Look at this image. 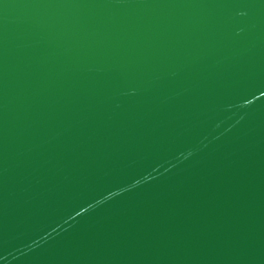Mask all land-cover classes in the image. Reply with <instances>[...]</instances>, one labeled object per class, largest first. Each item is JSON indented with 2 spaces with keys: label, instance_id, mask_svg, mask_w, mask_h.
<instances>
[{
  "label": "water",
  "instance_id": "obj_1",
  "mask_svg": "<svg viewBox=\"0 0 264 264\" xmlns=\"http://www.w3.org/2000/svg\"><path fill=\"white\" fill-rule=\"evenodd\" d=\"M0 264H264V0H0Z\"/></svg>",
  "mask_w": 264,
  "mask_h": 264
}]
</instances>
